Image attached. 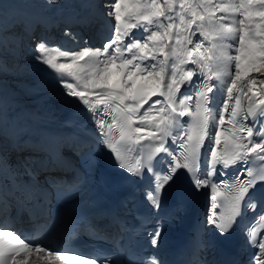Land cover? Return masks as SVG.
Instances as JSON below:
<instances>
[{
  "label": "snow or ice",
  "instance_id": "snow-or-ice-1",
  "mask_svg": "<svg viewBox=\"0 0 264 264\" xmlns=\"http://www.w3.org/2000/svg\"><path fill=\"white\" fill-rule=\"evenodd\" d=\"M47 2L53 5L59 3V0H47ZM254 4L259 6L256 12H253ZM175 5L176 0H164L163 4L157 3V0H151L150 4H130L128 0H116V35L114 39L104 44L102 51L98 49L90 52L88 47H85L83 51L60 50L57 55L65 61L61 63L57 62L49 52L48 49L52 46L46 39L41 38L36 41L33 48L34 59L58 71L61 75L57 79L67 89L65 95L78 97L88 110L94 113L93 119H98L100 129H107L105 135L108 136V140L105 142L116 154L117 160H121V156L112 142L114 127L119 129L122 141L135 139L136 143L142 140L155 142L154 152L149 154L146 160L136 161L138 167H130L122 161L119 167L126 169L138 179L144 178L145 170L150 172V180L144 189V196L156 209L162 205V194L166 188L175 186L180 189L173 208L168 214V222L177 219L186 210L188 202L193 197L200 195L202 190L210 188L213 193L212 212L207 217V221L218 230V239L225 240L239 223L237 218L242 217L247 209L264 211V187L260 186L261 182H264V174H254L252 168L248 166L250 154L264 159V142H262L264 141V129H262L264 119H261L264 117V99L254 102L251 97H248L249 106L242 118L248 120L252 117V121L247 124L237 119L241 115L240 109L230 108L229 103L233 99L236 100L237 105L241 103L240 96L233 95L235 92H244L243 84L238 85V81H244L247 78L251 83L250 72L264 71V23L253 26V16H258L260 21L264 22V0H242L238 5H221L213 3L212 0H207V3L179 0V11L176 10ZM217 12L239 13L244 19L239 20L237 28L234 16L231 23L225 24L223 21L229 17L217 16ZM132 19L137 22L131 23ZM162 20L168 21L166 26ZM122 24L123 27H121ZM141 27L145 32L150 33L147 37L132 32V29ZM153 27L156 30H152ZM209 31L214 33L211 38ZM237 32L239 46L234 48L236 55L231 56L226 49L232 48L233 45L226 42L234 40ZM197 33L203 36L204 41L211 39L212 48L219 52L217 60L221 62L235 60V75L231 83L227 85L228 99L224 100L222 110L218 107L217 98L222 94L223 83L216 84L212 81H219L224 73L214 69H209L206 73L204 69L208 65L201 63L203 57L193 55L194 51L199 53L203 47L202 41H193ZM64 34L70 35L69 30L65 29ZM256 37L262 38L256 39ZM166 40H174L175 43L170 45L165 43ZM2 42V36H0V44ZM84 43L88 45L87 41ZM188 45L193 47L189 49ZM168 48L170 52L165 51ZM157 53L164 56L163 62L144 63L148 60H157ZM185 53L187 59H185ZM87 56L97 58L103 56L104 59L98 61V64H103V68L97 66L92 73L94 78L86 80L83 84L84 90H79L82 87L81 78L76 71L72 70L73 64L67 61L83 60ZM186 64H195L198 70L185 67ZM65 75L73 77L76 82L64 79ZM200 76L204 77L202 81L199 80ZM194 77L197 79L194 80ZM88 84H91L94 90H102L93 92L96 97L95 103L86 94ZM156 96H162L163 100L151 99ZM193 103L197 119L192 130L181 135L178 129L187 124V121H180L179 118L184 117L186 113L191 114L190 109ZM144 104H149V107L138 117L141 121L157 110L158 105L159 111L166 114L162 118V126L157 124L155 132H145L143 127L134 125L133 116L140 112ZM255 105L259 106V110ZM201 108L203 112L200 111ZM117 112L119 120L117 115H113ZM225 113H228L227 120L235 130L233 140L236 143L230 155L220 157L217 156L216 147L212 146V140L215 133V143L219 145L220 132L216 130L215 121L218 116L219 125L223 126L226 121ZM106 115L112 116L111 123L99 118ZM173 128L177 129L175 133ZM238 133H246V135ZM169 137H171V144L166 143ZM177 147L181 150L179 154L176 151ZM209 149L210 162L207 153ZM157 153H165V155L154 159ZM46 161L45 163V157H41L35 161L34 167H55L54 155H47ZM236 165L240 166V172L246 171L248 179H242L238 172L231 181L225 179L221 182L219 178H227L229 175L227 170ZM91 166L94 170L96 164ZM237 181H239L238 184ZM221 183L231 184L235 191L233 212L227 217H221L215 211L218 206L217 192ZM232 186H229L230 193L233 192ZM164 223L165 220L160 217L158 211L151 216H143L139 220V226L145 229L153 249L151 253H143L139 260L124 261L113 257L111 253L99 255L76 247H53L47 250V255L50 257L48 264L65 260L70 264H165L159 256ZM251 243L260 249L259 254H254L255 264H264V239H253ZM32 244L33 241H26L20 234H14V230H0V264H28V254L31 251L35 250L37 253L46 251L47 246H37L33 249Z\"/></svg>",
  "mask_w": 264,
  "mask_h": 264
},
{
  "label": "bare ground",
  "instance_id": "bare-ground-1",
  "mask_svg": "<svg viewBox=\"0 0 264 264\" xmlns=\"http://www.w3.org/2000/svg\"><path fill=\"white\" fill-rule=\"evenodd\" d=\"M78 4L77 7L81 6V3L84 4V6L80 9H76L77 7H66L62 10L65 12L63 15H60L57 18L51 17V18H38V20L32 19V21H29L26 27L25 33H29L30 30L33 28V32L36 31V24H41L43 30V35L45 34V28L51 27L57 34V36L60 38L59 42L56 41V43H49L48 44L52 47L49 49L55 50L58 49L64 50H75L76 47L70 48L68 47L69 44H78V47H82L83 50L85 47H88V50L90 52L101 50L103 48L99 47V42L103 43L105 41H110L111 39L115 38V35L112 34V28H113V19L112 16H114L113 11L110 9L111 2L113 0H75ZM193 2L197 3L199 0H192ZM213 3H218L221 5L224 4H239L242 2V0L236 2L234 0H212ZM40 3V2H39ZM200 3V2H199ZM68 4V3H67ZM66 4V5H67ZM91 7V8H89ZM72 10H77V13L80 15L78 17H75V15H70L69 13L72 12ZM31 12V11H30ZM109 12H111V15H109ZM227 13H220L217 12L216 15H226ZM34 15V14H33ZM227 16V15H226ZM240 16V14H239ZM243 17V16H242ZM229 19V18H228ZM18 18H14L13 20V26L18 27ZM66 20L67 23H64ZM63 24L61 28L60 25ZM69 23H71L72 26H69ZM79 24L82 28L77 30H72V28L76 27V24ZM223 23H225L223 21ZM219 24V22H217ZM226 24V23H225ZM44 27V28H43ZM122 27V26H121ZM59 28V29H58ZM70 28V29H69ZM9 29V28H6ZM4 29L2 31V34H5L3 36V42L0 44V81L2 83H11L10 79L13 81L15 79L16 81H19L18 78L10 77L7 74H15L20 75L22 78V83H25L26 90L25 93H21L17 88H11L10 86L1 87L0 86V94L5 95L4 98H0V107H4L3 109L0 108L1 114H0V123L2 122L1 128L3 130H0V134L2 138L12 137L11 142H8V154L15 159H20L19 156L26 154V152H30V150L22 152L23 149L17 150L14 155L11 151V147H14V145L17 143L15 138L16 137H22L23 135H27L30 131H36L40 129V125L47 124L49 125L47 121L50 120L47 115L53 114L58 116H61L60 108L63 106L68 105H74L76 109L73 111L77 113V118L71 117L73 120H81L83 124L87 126H93L96 131H100L99 134H97V138L99 142H96V151L95 154L89 157L90 154L86 153L85 159L92 160L91 163H89V166L84 169V175L86 179L92 180L97 174L102 170L104 161L106 159V156L109 152V148L107 146V143L105 141L108 140V136L105 135L107 132V129H100L98 124V119H93L94 113L90 112L84 103L75 96H67L65 93L67 92V89H65L60 80L57 79V77H60V73L56 71L55 69L51 68L49 65L43 64V69H38L37 65L38 62L34 61L30 64L31 66H27L26 63L28 61H22L24 58L28 57L30 60H32L34 57H29V55L34 54L32 47H30L29 44H27V41L29 40V34L27 33L26 36L19 34L18 32L14 31H8ZM65 29L69 30L70 35H65ZM141 29V28H140ZM139 29V30H140ZM133 30V29H132ZM138 30V29H136ZM5 31V32H4ZM11 32V33H9ZM50 32V29H49ZM149 33V32H146ZM55 34V35H56ZM209 37L211 38L214 36V33L212 31H209ZM40 35V34H39ZM41 36V35H40ZM48 36V37H47ZM47 36H42L43 39H46L48 41L49 34L47 33ZM31 37V41H32ZM197 40L203 42V47L199 50V53L193 52L194 56L203 57L201 60L202 64L208 65L207 68L204 69V71L207 73L209 72V69H214L217 71H221L224 73V75L221 77V79L213 80L212 83L220 84L223 83V91L222 94L218 96L222 97L221 101V107L219 109L224 108V100L228 99V92H227V85L231 83L232 77L235 75V62L232 60L231 62L228 61H219L216 59V57L219 55L218 50L212 48V41L211 39L209 41H204L203 36H200L199 33H197V36L193 37V41L196 42ZM85 41L88 42V45H85ZM127 42V40H126ZM31 43V42H30ZM22 46H26L27 51L22 52ZM33 44V48H34ZM58 46V47H57ZM98 46L99 48H96ZM188 45L187 47H189ZM102 47V46H101ZM192 48V47H191ZM80 51H83L82 49H79ZM170 52V48L167 49ZM229 52V48H227ZM9 52V53H8ZM20 55L16 58V55ZM58 53V52H56ZM230 54V53H229ZM52 56L55 58V60L58 62V60H63L62 62H65L63 58L59 57L57 54H53ZM163 55H159L157 53V60L163 59ZM104 57L101 56L99 58L87 56L83 60L77 59L75 61L69 60L68 63L73 64V71H76L80 78H81V89H83V84L86 80L93 79L92 73L95 71L96 67L99 66L100 68H103V64H98L99 60H103ZM185 59H187V54L185 53ZM157 60H148L147 62L154 64L157 63ZM61 62V63H62ZM119 61H117L118 63ZM233 64V66H232ZM185 67H191L193 69L198 70V66L195 64H186ZM6 75V76H5ZM10 77V78H9ZM203 77V76H202ZM249 77L251 78V83L248 82L247 78L244 81H238V85L243 84L244 86V92H235L233 95L234 97L236 95H239L241 98V95L244 93L250 94V97L252 96V93H257L259 95H255L256 99L255 101H259L264 99V83L261 84V81H264V71L257 73L255 71H252L249 73ZM204 78V77H203ZM64 79L70 80L71 82L75 83V79L71 76H64ZM194 80L197 79L196 77L193 78ZM24 84V85H25ZM251 89V91H249ZM22 91V90H21ZM94 91H102V90H94L93 86L91 84L87 85L86 94L89 99L95 103L96 97L93 95ZM1 96V95H0ZM218 98H217V104H218ZM152 100L160 99L163 100L162 96H156L152 97ZM241 101V100H240ZM128 103H132V101H128ZM151 103V101H149ZM230 108L231 107H237L240 109V111H243V107L236 104V100L233 99L230 102ZM246 105L249 106L248 100L246 101ZM257 107V110H259V106L255 105ZM103 107V105H101ZM149 107V104H144L143 107L140 109V112L137 113L136 116H133L134 125H139L144 128L145 132H155L156 131V125L161 124L162 126V118L166 115L165 113H162L159 111V105L157 106V110L150 113L149 116L144 117L143 121H141L138 117L142 115L145 109ZM201 112H203V108L200 109ZM230 111V109H229ZM50 113V114H47ZM187 114V113H186ZM113 115H117V119L119 120V113H113ZM226 115V121L223 126L219 125V117H216L215 126L216 130L220 132V143L217 145L215 143V133H213V140H212V146L216 147L217 149V156L221 154L225 149H227L230 146V139L231 136L229 134L231 130V123L227 120L228 113H225ZM67 116V115H66ZM99 118H103L108 123L112 122V116L106 115ZM252 117H249L251 119ZM3 119V120H2ZM180 121H187L188 129L192 130L193 125L197 119L195 114L193 115L190 120L186 119L184 117L179 118ZM261 119H264V117H261ZM9 123V124H7ZM5 125V126H4ZM68 123H64L63 121H57L53 125H49L53 128H58L60 132H77V129L74 125H70V128L67 129ZM185 125L178 129L180 134H182L185 131ZM211 126V125H210ZM62 127H65L63 129ZM262 129H264V126H262ZM177 131L176 128H173V133ZM112 136H115L119 141H122L120 139V132L118 128L113 129ZM113 141V140H112ZM130 146H132V153H133V160L136 164L137 160H141L146 146H153V141L150 140H142L139 143H136L135 139L129 141ZM264 142V141H262ZM166 143L171 144V137L166 139ZM28 145V144H26ZM24 145V146H26ZM66 149H69L67 147ZM12 150H15L12 148ZM85 150V149H84ZM83 150V151H84ZM208 153V160L211 161V151L210 149L207 150ZM98 161V163H97ZM92 164H96L95 169L93 170ZM83 170L80 169V172ZM65 171H61L60 169L58 171H50V175L61 177L65 175ZM68 178L70 179H78L82 178L81 174L79 176H75L72 174H67ZM39 262H34L33 264H48V260H41L37 258ZM68 262L67 260L63 261V263ZM57 263H60V261H57Z\"/></svg>",
  "mask_w": 264,
  "mask_h": 264
},
{
  "label": "rangeland",
  "instance_id": "rangeland-1",
  "mask_svg": "<svg viewBox=\"0 0 264 264\" xmlns=\"http://www.w3.org/2000/svg\"><path fill=\"white\" fill-rule=\"evenodd\" d=\"M80 1V0H78ZM86 1V0H84ZM40 2V3H39ZM189 2H192V3H195L193 2L192 0H189ZM200 3H207V0H199ZM68 3V4H67ZM115 3H116V0H113L111 2V5H110V9L113 11V15L115 16ZM128 3L130 4H150L151 3V0H128ZM157 3L159 4H163L164 3V0H157ZM67 4V5H66ZM78 3L75 1V0H59V3L57 4H53V5H49L47 0H0V36H3L6 35L5 34H2V31L6 28H8L9 26H12L10 23L14 20V18H18V29H16V32H18L19 34H22L24 36L27 35V33H25L26 31V27L28 26V22L29 21H32V19H35V20H38V18H43V16L45 18H51V17H54V18H57V16L59 17L60 15H63V13H65L62 9L63 8H66V7H77ZM178 4H179V0H176V10L179 11V7H178ZM84 6V4L81 3V6L80 7H77L76 9H80ZM91 8V7H89ZM259 10V6L257 4H254L253 5V12H256ZM31 11V12H30ZM202 11V10H201ZM34 14V15H33ZM70 15H75L77 14L75 17H78L80 14L77 13V10H72L71 13H69ZM112 16V19L113 17ZM241 16V15H240ZM32 18V19H31ZM244 18V17H243ZM131 23H136L137 21L135 19H132L130 21ZM253 24H261V23H264V22H261L259 17L258 16H253ZM162 23L165 24V26L167 25L168 21L167 20H162ZM176 23L178 24L179 23V19L178 17L176 18ZM37 25V24H36ZM115 26H117V21L114 23ZM42 26L41 24L37 25L38 29L34 32H31V30L29 31V40L27 41V44L30 45V47H32V50H33V44L35 45L36 41L38 39H41L42 36L47 35V33H51L53 35H55V31L53 30V28H51V31L49 32V27H46L45 28V34L43 35V30L42 29ZM123 27V24L121 25ZM44 28V27H43ZM138 31H144L143 28L141 27L140 28H137ZM140 29V30H139ZM8 31H14L13 28H9V29H6ZM152 30H156L155 27L152 28ZM112 31L113 28H112ZM133 31V30H132ZM5 32V31H4ZM11 33V32H9ZM31 33L33 35H31ZM41 36H40V35ZM144 34L147 35V34H150V33H146L144 31ZM57 35V34H56ZM31 37L33 38L32 41L30 40ZM44 38V37H43ZM260 37H256V39H259ZM2 41H4L2 39ZM48 41L50 43H53V41H51V38H48ZM31 42V43H30ZM56 42V40H54V43ZM165 43L169 44L170 43V40H166ZM175 43V42H174ZM173 44V43H172ZM24 47H21L22 48V51L24 50ZM191 47H193L192 45H190L188 48L191 49ZM99 48V47H98ZM100 48H103V46ZM79 49H82V47H76L75 50H79ZM49 52L53 53V54H57L56 52H59L58 49H55V50H52V49H48ZM29 57H34V54L32 55H29ZM171 59V58H170ZM164 58L161 60V62H163ZM23 62L24 61H28L26 63L27 66H31L32 62L36 61L34 58L32 60H30L28 57L24 58L22 60ZM63 60H58V62H62ZM68 62V61H67ZM158 64V60L156 61ZM43 64L42 63H39L38 62V69H43ZM263 72V71H262ZM6 75H9L10 77H15V78H18L19 81H16L15 79H13V81L10 79L11 83H2L0 81V86L2 87H5L4 85L6 86H10L11 88H17L21 93H25V90H26V84L25 83H22V78L20 77V75H16L15 74H7L5 73ZM5 75V76H6ZM9 77V78H10ZM25 84V85H24ZM262 84V83H261ZM22 90V91H21ZM0 98H4L5 99V95L4 94H0ZM259 95V94H257ZM46 122L48 123L49 121L46 120ZM9 124V123H7ZM1 125L2 123L0 124V130H3L1 128ZM5 126V125H4ZM93 154H90L89 157H91ZM26 223V222H25Z\"/></svg>",
  "mask_w": 264,
  "mask_h": 264
}]
</instances>
